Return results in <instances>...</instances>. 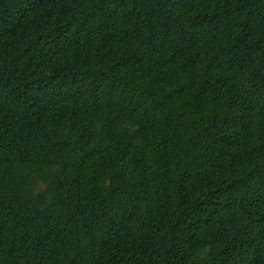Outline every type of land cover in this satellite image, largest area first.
<instances>
[{
    "label": "trees",
    "instance_id": "1",
    "mask_svg": "<svg viewBox=\"0 0 264 264\" xmlns=\"http://www.w3.org/2000/svg\"><path fill=\"white\" fill-rule=\"evenodd\" d=\"M0 264H264V0H0Z\"/></svg>",
    "mask_w": 264,
    "mask_h": 264
}]
</instances>
